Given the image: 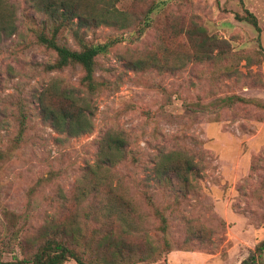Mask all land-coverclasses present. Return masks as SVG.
Listing matches in <instances>:
<instances>
[{
	"label": "rangeland",
	"instance_id": "obj_1",
	"mask_svg": "<svg viewBox=\"0 0 264 264\" xmlns=\"http://www.w3.org/2000/svg\"><path fill=\"white\" fill-rule=\"evenodd\" d=\"M114 1L131 25L81 36L110 44L96 59L99 86L91 94L80 66L47 70L57 55L32 33L44 15L29 0H13L19 33L0 45L3 259L22 260L47 221L71 226L77 218L87 239L98 236L94 246L110 232L118 241L128 224L133 253L159 245L157 261L135 264H242L264 240V0ZM246 10L260 34L237 19ZM72 33L63 29L59 41L77 50ZM53 85L76 90L89 132L67 137L43 120L40 99ZM110 135L127 143L119 164L102 161ZM171 153L170 164H193L189 184L165 178L161 160ZM123 202L132 206L129 223L108 222ZM107 251L97 256L108 259Z\"/></svg>",
	"mask_w": 264,
	"mask_h": 264
},
{
	"label": "trees",
	"instance_id": "obj_2",
	"mask_svg": "<svg viewBox=\"0 0 264 264\" xmlns=\"http://www.w3.org/2000/svg\"><path fill=\"white\" fill-rule=\"evenodd\" d=\"M29 3L36 12L44 15V18H39L38 24L41 27L35 28L32 33L39 45L54 51L57 55L56 62L50 64L47 70L53 72L70 66H80L84 70L82 85L88 93L94 94L99 86V82L95 78L96 59L108 50L110 44L89 45L83 42L81 36L102 26L126 29L131 25L129 14L119 11L114 0H29ZM17 7L13 0H0V45L19 33ZM154 9L152 6L148 15ZM148 15L146 25H150ZM237 19L251 24L259 34L261 33L262 29L257 17L249 10H246L245 16L238 15ZM65 28H71L73 31L72 35L79 42V49L74 50L60 43L59 36ZM194 57L198 61L205 59L199 54ZM135 65L142 68L149 63L138 62ZM55 94L58 95L57 99L52 98V95ZM73 94H76V90H62L58 85H53L50 89L45 90L40 99L43 120L48 122L58 133L67 137H76L92 129L91 119L87 117L83 106H78V100L73 97ZM58 101H61V104L58 105ZM225 101L231 103L234 98L230 97ZM100 147L101 153L104 155L102 161L106 165L119 164L127 159V143L120 136L110 135L104 138ZM173 155L176 153L164 154L161 160L165 178L172 174L183 183L189 184L190 175L195 171L193 164L187 158V161L183 163L170 164ZM114 206L108 214V219L112 221L108 222L129 223L132 206L126 202L116 203ZM158 217L162 225L161 232L167 234L166 217L160 213H158ZM72 223L71 226L60 225L55 218L47 221L38 229L39 241L31 246L24 245L26 255L22 260L16 262H8L3 259V254L9 249V244L4 243L0 235V264H65L70 260H74L78 264H135L155 262L162 256L159 245L151 242L146 244L140 252L133 253L134 250L128 240L135 231L129 232L132 229L129 224L124 226L121 233L122 238L117 239L119 242L113 241L114 234L110 232L103 240L97 241L94 246L98 236L94 239H87L80 226L82 223L77 218ZM164 246L169 249L168 241H165ZM107 250H110L108 259L103 258L102 260L97 256L100 252L105 254L108 252ZM263 255L264 240L256 246L252 257L242 264H264Z\"/></svg>",
	"mask_w": 264,
	"mask_h": 264
}]
</instances>
